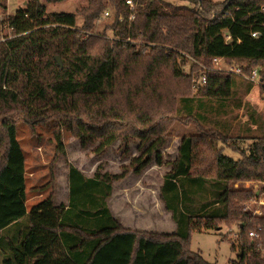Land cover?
Here are the masks:
<instances>
[{
    "label": "trees",
    "instance_id": "obj_1",
    "mask_svg": "<svg viewBox=\"0 0 264 264\" xmlns=\"http://www.w3.org/2000/svg\"><path fill=\"white\" fill-rule=\"evenodd\" d=\"M107 1L116 14L112 39L89 34L106 0L82 7L83 29L76 13L47 12L41 0H27L8 17L13 36L0 41V264H214L192 251L189 240L193 230L219 222L240 227L230 240L238 249L235 264H264V213L244 206L258 197L257 189L235 187L237 181L264 182V136L248 150L209 130L182 137L160 187L173 233L126 229L107 203L114 181L153 160L163 164L173 123L195 117L197 100H228L238 78L254 85L218 69L215 57L244 74L258 68L264 92V0H134L132 10L126 0ZM203 75L207 82L193 89ZM19 122L32 134L39 123H54L61 152L66 128L83 147L97 141V155L132 138L141 154L118 173L99 168L88 177L70 165L68 202L55 205L49 196L28 209ZM226 146L239 157L226 154ZM253 230L259 239H252Z\"/></svg>",
    "mask_w": 264,
    "mask_h": 264
},
{
    "label": "rangeland",
    "instance_id": "obj_2",
    "mask_svg": "<svg viewBox=\"0 0 264 264\" xmlns=\"http://www.w3.org/2000/svg\"><path fill=\"white\" fill-rule=\"evenodd\" d=\"M158 1L174 5L191 4L188 0ZM41 2L46 5L47 12L76 13L78 27L83 29L81 27L84 16L81 9L88 4V0H41ZM26 3L27 0H4L5 7H0V17L6 19ZM105 11H108L109 15L105 16L103 13L96 18L89 34L104 35L112 39L114 35L111 26L116 14L110 1L106 0ZM189 65L184 66L185 72L189 70ZM249 86V82L238 78V85L234 89L233 96L228 100H197L195 117L182 118L173 123L162 149L163 164L158 165L153 160L141 172L130 171L125 178L117 180L115 184L118 188L114 189L110 203L112 208L116 210L119 208L117 213L120 219L126 224L133 218L140 222L151 220L150 222L153 223H149L150 226L141 223L138 224L139 227L132 228L120 222L124 228L159 235L173 233L176 230L171 213L165 208L161 199L160 187L165 173L170 169L167 162L178 157L179 146L185 134L203 135V130L214 131L226 136L229 142L234 141L241 149H247L258 137L264 136V92L256 84ZM179 106L181 107L182 104L180 103ZM182 113L184 117L185 112ZM54 128V123L41 122L35 134H32L25 122L18 123L17 137L26 155L28 209L49 196H52L55 205L68 202L70 165L76 166L86 176H93L99 168L102 172L118 173L122 171L123 166L130 164L133 157L141 154L138 149L140 141L132 138L129 141L119 139L102 154L97 155L94 151L97 141L83 147L79 138L66 128L61 130L64 146V152H61ZM222 145V142H217V146ZM224 152L232 157H239V154L228 146L224 148ZM124 179L126 182L118 183ZM236 184L257 190L261 188V186L256 187L253 181H237ZM250 206L254 207V203ZM135 207H140L145 212L142 210L132 212ZM219 223L218 228L193 230L189 240L190 249L200 253L211 263L235 264L234 261L238 260V249H232L230 240L236 238L235 234L240 227L237 223L232 226L224 222Z\"/></svg>",
    "mask_w": 264,
    "mask_h": 264
},
{
    "label": "built area",
    "instance_id": "obj_3",
    "mask_svg": "<svg viewBox=\"0 0 264 264\" xmlns=\"http://www.w3.org/2000/svg\"><path fill=\"white\" fill-rule=\"evenodd\" d=\"M127 4L130 6V9L132 10L135 5L137 4V2H135L134 0H126ZM104 15H109L108 11L104 12ZM9 17V16H8ZM8 17L6 19H4L3 17H0V41H6L7 39L11 38L13 36L12 34V30L13 27L10 25ZM134 18V14L132 13L130 16V19ZM257 32L253 33V36H256ZM214 62L216 63V67L218 69H223V70H228L230 72L235 73L236 75L242 76L245 79H247L248 81L252 82L254 85H261L262 84V80L259 76V69L255 68L251 74H244L242 72L241 68H235L233 66H230L228 64H226L222 58H218L215 57L214 58ZM207 82V78L205 75H203L202 77H200L199 79H197L195 81V83L193 84V89H198L200 86L204 85ZM256 187L261 186L264 187V182H259V181H253ZM246 183V182H245ZM243 183V184H245ZM236 184V183H235ZM240 186V185H239ZM238 184H236V187H239ZM244 186V185H243ZM248 187V186H245ZM260 189H258L257 191L260 192ZM251 203H254V207L250 206ZM245 206V210H247L248 212L254 214V215H262L264 213V192L259 193L258 197L255 200H252L250 202H246L244 204ZM238 232L235 234L237 235ZM250 236L252 237V239H259L260 238V234L258 233V231H250ZM262 252L264 254V242L262 243Z\"/></svg>",
    "mask_w": 264,
    "mask_h": 264
},
{
    "label": "crops",
    "instance_id": "obj_4",
    "mask_svg": "<svg viewBox=\"0 0 264 264\" xmlns=\"http://www.w3.org/2000/svg\"><path fill=\"white\" fill-rule=\"evenodd\" d=\"M81 171V170H80ZM86 175V174H85ZM88 177H91L92 175H87ZM127 179V178H126ZM126 179H124V180H122V181H118V183H124V181L126 182ZM117 181H114L113 182V184H112V186H113V190H112V194H113V191H114V189L115 188H118L117 186H116V183ZM126 185H128V183L126 184ZM124 188H126V187H124ZM69 193H70V187H69ZM112 194H111V196L110 197H108V199H107V203H108V207H109V209H110V211H111V213H112V215L115 217V218H117V219H119L120 221L119 222H121V223H123L124 225H126V226H128V227H139V225L138 224H140L141 225V223L142 224H147L148 226H150L151 224H153V223H151L150 221L151 220H149V221H147V222H140L139 220H137L136 218H133L132 220H129L127 223L128 224H126L125 222H124V220L123 219H120V217H119V215H118V211H119V208H117V210L116 209H114V208H112L111 207V197H112ZM138 210H142L143 211V209H141L140 207H135V208H133V211L132 212H136V211H138ZM143 212H145V211H143ZM149 223H151V224H149ZM155 225H157V224H155Z\"/></svg>",
    "mask_w": 264,
    "mask_h": 264
},
{
    "label": "water",
    "instance_id": "obj_5",
    "mask_svg": "<svg viewBox=\"0 0 264 264\" xmlns=\"http://www.w3.org/2000/svg\"><path fill=\"white\" fill-rule=\"evenodd\" d=\"M56 60H57L58 64L62 67V66H63V63H62V61H61V57H60V56H56ZM259 193H260V192L257 191V192H256V195L258 196Z\"/></svg>",
    "mask_w": 264,
    "mask_h": 264
}]
</instances>
